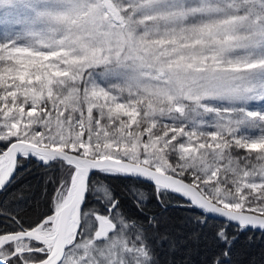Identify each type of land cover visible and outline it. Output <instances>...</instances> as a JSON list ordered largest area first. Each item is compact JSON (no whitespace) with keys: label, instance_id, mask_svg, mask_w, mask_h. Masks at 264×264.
Masks as SVG:
<instances>
[{"label":"snow or ice","instance_id":"6c2138e0","mask_svg":"<svg viewBox=\"0 0 264 264\" xmlns=\"http://www.w3.org/2000/svg\"><path fill=\"white\" fill-rule=\"evenodd\" d=\"M0 264H264V0H0Z\"/></svg>","mask_w":264,"mask_h":264},{"label":"trees","instance_id":"16d2710c","mask_svg":"<svg viewBox=\"0 0 264 264\" xmlns=\"http://www.w3.org/2000/svg\"><path fill=\"white\" fill-rule=\"evenodd\" d=\"M33 183H35V182L33 181ZM44 204H45V202L43 200H40L39 207H37V205L35 203H33L32 207L29 210L30 214L33 211H43L44 210ZM176 215H179V213H177ZM192 258H193V260L195 259V254L194 253H193V257Z\"/></svg>","mask_w":264,"mask_h":264}]
</instances>
